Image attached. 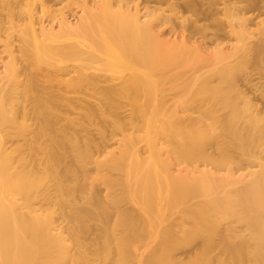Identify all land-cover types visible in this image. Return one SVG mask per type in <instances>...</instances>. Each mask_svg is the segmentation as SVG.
<instances>
[{"label": "bare ground", "instance_id": "bare-ground-1", "mask_svg": "<svg viewBox=\"0 0 264 264\" xmlns=\"http://www.w3.org/2000/svg\"><path fill=\"white\" fill-rule=\"evenodd\" d=\"M49 1L0 0V264H264V0Z\"/></svg>", "mask_w": 264, "mask_h": 264}, {"label": "rangeland", "instance_id": "rangeland-1", "mask_svg": "<svg viewBox=\"0 0 264 264\" xmlns=\"http://www.w3.org/2000/svg\"><path fill=\"white\" fill-rule=\"evenodd\" d=\"M126 1V0H125ZM136 1V0H135ZM154 1V2H153ZM183 1L184 0H174V1H172V2H176V3H174V4H176L175 5V7L174 8H176L180 13H182L183 15H185V16H189V17H191V15L189 14V13H186V12H183V9H182V3H183ZM198 1V0H197ZM199 1H201V0H199ZM240 1V3H239V5H242V7L244 6L245 7V1H243V0H239ZM50 3H48V5L50 6V9L51 10H53V13H55V14H57L58 12H59V10H63L64 12V15L65 16H67L68 17V19H69V21L71 22V23H73L75 20H76V18H77V16L79 15V11H78V8H76L74 5L73 6H71L70 8H64L65 7V5H66V1L65 0H50L49 1ZM127 2L131 5V8H132V6L134 5H132V3H134V1H132V0H127ZM132 2V3H131ZM136 4H138L139 6H138V9L141 11L140 13H142L140 16H142L143 15V9H142V7H144V6H148V7H151V8H153V6L154 7H158V5H160V7L161 8H166V5H164V4H160V3H158L157 2V0H137L136 1ZM129 5V6H130ZM162 5V6H161ZM179 5V6H178ZM128 6V7H129ZM243 7V8H244ZM142 9V10H141ZM182 9V10H181ZM16 10V9H15ZM176 10V11H177ZM181 10V11H180ZM56 11V12H55ZM169 13V12H168ZM171 14V13H170ZM169 14V15H170ZM250 14H252V16H254L255 14H256V12H251ZM58 15V14H57ZM56 15V16H57ZM17 16H15L14 17V20L13 21H16L17 20V18H16ZM19 17V16H18ZM23 17H24V15H23ZM47 16H44L42 19H41V21H45L44 22V24H46L47 23V21L50 19L49 17H47ZM142 19H144V18H142ZM262 19H264V14H262V15H260V17L258 18V20H262ZM35 20L36 19H34V22H35ZM145 20H147V18H145ZM173 20H175V19H172V21ZM178 22H180V20H178V19H176ZM174 21V22H176L177 23V21ZM37 22H35V25H34V27H39V25H41L43 22H40L38 19L36 20ZM0 22H1V24H2V27H6V26H8V19H7V16H5V13L3 14V13H0ZM211 22V20H209V21H203L202 22V24H208V23H210ZM176 23H169V24H166L164 27H162V31L163 32H166L165 33V35H166V37H169V36H171V35H173V36H180L182 33H181V30H180V28H178L179 27V23H177V26H175L176 25ZM224 30V31H223ZM222 31H220V33L221 34H223V35H227V33H226V29H223ZM168 35V36H167ZM200 39V40H199ZM198 39V35L197 36H194V38H193V40H195V41H197L199 44H203L202 46L203 47H208V48H212V46L211 45H209L210 43L209 42H207L206 44L203 42V40L201 39V38H199ZM227 40V37H226V39L224 40V42H223V46H225L226 48H230L231 46H232V44L234 43V41L232 40H228V41H226ZM2 41H3V38H0V73H2L3 72V70H4V64H5V62H7V53L6 52H3V50H4V47H3V44H2ZM200 41V42H199ZM201 41L203 42V43H201ZM205 44V45H204ZM12 45H17V42H15V40L13 39V41H12ZM22 68V67H21ZM128 73V71H124L123 73H118V74H114L115 76H119V75H125V74H127ZM106 75V74H105ZM255 76V75H254ZM38 78L39 79H41V80H44L42 77H40V76H38ZM255 79V80H254ZM254 79H253V82L254 83H256V84H258V81L257 82H255L257 79H258V75L256 76V77H254ZM259 81H261L260 83H262V85H260V87L262 88V87H264V83H263V81L262 80H264V79H258ZM239 83H240V81H239ZM259 83V84H260ZM252 84V83H251ZM251 84H249L250 86H251ZM248 85V86H249ZM243 87H242V89L243 90H245V83H244V85H242ZM252 86H253V84H252ZM259 85H257V87H258ZM254 87H256L255 85H254ZM259 87V88H260ZM261 90V89H260ZM259 90V91H260ZM264 90V89H263ZM250 92V91H249ZM253 92V91H252ZM249 93V96L250 97H252V99H253V102L255 103V104H257L259 107H261L262 105V103H261V100L259 99V95H258V91H256L254 94L253 93ZM254 96V97H253ZM258 98L257 100H255V98ZM123 110L121 109L120 111H117V112H113V111H111V112H106V114L104 115V116H102V117H95L94 118V120H93V122L92 123H84L83 122V126H84V130L86 129L87 131H90V132H92V133H95V132H97L98 131V129H109V130H111L112 129V122L113 121H115V120H125V115L127 114V112L126 113H123L122 112ZM71 117H74V115H72ZM116 146V145H115ZM258 156H264V155H262V154H258ZM90 176L91 177H94V174L91 172V174H90ZM95 185H97V186H99L100 188H103V195L104 194H106V190L104 189V186H103V184H101L97 179H94L93 181H92ZM213 221L215 222V226L217 225L218 226V228L219 229H222V227L224 226V224L227 222V219L225 218V217H215L214 219H213ZM232 225H233V229H234V231H235V233L237 234V236H238V238H237V240H239V239H245V234H246V232H245V226H244V224L243 223H240V222H233L232 223ZM221 228H220V227ZM236 229V230H235ZM219 235V234H218ZM218 238V236L216 235L215 237H214V239H217ZM199 239H196V241L194 240V241H192L191 243H185V249H188V248H190V247H192L193 245H195V244H198L199 243Z\"/></svg>", "mask_w": 264, "mask_h": 264}]
</instances>
